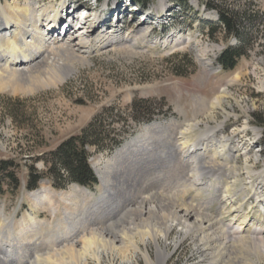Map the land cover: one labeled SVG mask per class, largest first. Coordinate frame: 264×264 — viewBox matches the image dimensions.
Instances as JSON below:
<instances>
[{"label":"rangeland","instance_id":"rangeland-1","mask_svg":"<svg viewBox=\"0 0 264 264\" xmlns=\"http://www.w3.org/2000/svg\"><path fill=\"white\" fill-rule=\"evenodd\" d=\"M15 1L23 6L27 1H34L35 7H41L40 10L49 6L57 8L61 4H65L64 8L87 4L86 10H74L78 11L75 23L79 21V15L86 13L80 19L81 24L86 23V27H90L92 23L100 21L96 25L97 30L102 28L116 35L118 28L120 34L130 37V41L116 42L106 49H94L87 54L82 52L86 50L83 45L84 49L78 53L80 60L73 61L76 71L66 80H57L53 76L55 69L51 66L53 68L49 75L42 76V81L30 84L26 91L17 93L15 88L0 91V160L12 159L19 164L17 175L21 183L18 190H7L0 197V216L3 214L18 221L25 213L32 216V212L36 211L38 221L44 224L41 231L46 241L50 242L63 234L65 226L60 223L61 215L58 211L55 214L52 212L60 208L61 202L49 194L38 209H33L28 195L42 188L64 193L76 186L71 184L56 189L45 180L36 191L30 192L26 187L30 167L44 172V163L39 160L43 154L78 135L103 110L112 108L114 115L109 116V124L116 137L123 136L121 144L100 153L91 149L92 167L97 160L105 163L113 158L115 152L145 134L146 128L152 124H163L165 133L176 141L179 133H184L191 144L199 141L206 130L214 129L217 140L228 141L225 149L234 151V159L223 160L229 178L225 185L233 190H243L247 197L243 200V196H240L234 208L244 201L245 212L251 211L252 225L264 229V212L260 209L264 205V184L259 178L264 172V0H151V9L148 10L160 13L158 22L152 15L142 13L138 7H119L117 0L99 2L98 12L93 11L92 0ZM221 9L240 14L255 13L252 14L256 16L255 22L246 31L249 38L246 47L241 46L238 38L227 37L219 30L218 13ZM61 10L66 9L61 7ZM49 13L51 15L53 12ZM118 13L122 18L119 24ZM95 14H98L97 17ZM205 16L210 22L203 23ZM208 25L214 27L210 32ZM70 27L64 35L77 28L75 24ZM178 39L184 41L180 46L174 45ZM239 47L244 48L245 54L237 67L228 72L222 70L218 63L219 56L227 48ZM176 70H181L178 74L183 75H177ZM223 92L226 93L223 105H213ZM141 101L149 102L148 108L154 114L148 123H136L128 110L133 102ZM206 162L212 163V159L208 157ZM187 179L189 182L186 183L175 180L168 182L162 188L165 180L144 177L138 182V192L133 194L135 201L123 207L121 212L99 219L93 231L96 229L95 233L100 235L101 229L116 227L120 219H125L132 209L142 205L148 197L146 188H140L143 183H159L163 191L176 195L175 203L200 208L204 216L224 220L233 217L228 218L223 214L220 202L212 201V195L199 190L205 187L195 186L198 180L195 174L188 172ZM101 185L99 182L94 189H87L91 194L84 196L83 200L88 208H93L102 196ZM195 187L196 191L193 189ZM233 190H230L229 196L233 195ZM97 228L100 230L97 231ZM198 240V237L190 236L181 241L179 233L172 232L167 243L161 241L171 255L167 264H264V250L255 251L256 248L251 246H237L236 249L224 251L214 262L211 257L215 252L211 251L210 256L199 253L196 246ZM140 249L155 257L153 243L140 244ZM127 252L126 258L104 254L100 264H125L128 261H131L130 264H145L140 253L133 254L131 247ZM58 259L43 264H64ZM69 261L67 264H75ZM87 264L99 263L88 260Z\"/></svg>","mask_w":264,"mask_h":264},{"label":"bare ground","instance_id":"bare-ground-1","mask_svg":"<svg viewBox=\"0 0 264 264\" xmlns=\"http://www.w3.org/2000/svg\"><path fill=\"white\" fill-rule=\"evenodd\" d=\"M64 5L39 10L34 1H27L24 6L18 1L0 4V35L4 31V36H0V91L11 88H15L17 93L26 91L30 84L42 81V76H48L53 67V76L59 81L66 80L76 71L73 61L80 60L78 53L82 49L86 48L82 52L87 54L94 49H106L116 42L130 41V37L120 34L118 28L116 35L102 28L97 30L96 25L100 21L92 23V26L88 24L90 27H86V23L80 24L81 27L74 33L67 31L65 35L46 38L41 27L49 21L47 26L54 30L59 25V16L62 17L64 12L61 7L66 9ZM49 12H53V16ZM76 15L77 10L67 13L71 27L76 21ZM95 15L97 17L98 14ZM117 19L119 24L122 20L120 13ZM183 42L178 39L174 45L180 46ZM225 95V92L220 94L213 105L222 106ZM165 132L163 124H152L146 128L145 134L127 143L110 160L105 163L99 160L94 162L93 167L102 184L103 193L93 208L85 205L83 197L91 193L84 188L75 187L64 193L42 188L30 193L28 196L33 209H38L49 194L61 202L60 208L52 212L55 214L58 211L61 215L60 223L65 226V232L56 239L48 242L43 238L41 228L44 224L38 221L36 211L32 212V216L25 213L18 221L1 214L0 264H43L47 261L52 263L57 258L61 259L58 262L64 264L68 263L67 260L75 264H87L88 260H94L100 264L104 254L108 253L126 258L128 247L133 249V254L140 253L145 264H167L171 255L167 253L166 245H161V241L167 243L174 231L179 233L181 241L190 236L198 237L196 246L199 253L204 252L210 256L211 251L215 252L211 257L214 262L219 260L224 251L236 249L237 246H251L259 252L264 250V229L252 225L251 211L245 212L244 201L234 208L240 196H243V200L247 199L243 190H233L225 185L229 178L223 160L235 158L233 150L225 149L228 141L217 140L214 129L206 130L194 144L184 133H179L176 141ZM208 157L212 163L206 162ZM190 171L197 176L195 186L205 187L199 190L212 195V201L220 202L223 214L228 218L233 215L232 218L224 220L204 216L200 208L179 205L175 203L176 195L162 190L168 182L174 180L177 183L189 182L187 174ZM147 176L159 181L163 179L165 185L160 188L157 182L149 185L143 183L140 188H146L148 197L142 205L132 209L125 219H120L116 227L97 228L101 234L95 233L93 227L99 219L115 212L117 214L135 201L133 194L138 192V182ZM259 178L264 184V172ZM193 189L196 191V187ZM230 190H233L232 196L228 195ZM260 209L264 212V205ZM150 242L155 245L154 258L140 249V244ZM130 263L128 261L125 264Z\"/></svg>","mask_w":264,"mask_h":264},{"label":"trees","instance_id":"trees-1","mask_svg":"<svg viewBox=\"0 0 264 264\" xmlns=\"http://www.w3.org/2000/svg\"><path fill=\"white\" fill-rule=\"evenodd\" d=\"M133 4L146 7L151 0H130ZM186 2V0H182ZM254 12L240 14L230 10H219L220 28L227 37H236L240 40L241 46L246 47L249 38L247 29L255 22ZM214 29L208 25L210 32ZM244 48H227L218 58V63L224 71H232L238 61L244 56ZM181 70H176L178 74ZM149 103V102H148ZM145 101L133 102L129 107L131 118L136 123H148L154 118L153 112L148 108ZM112 108L105 109L78 135L64 140L55 150L43 154L39 160L44 163L45 171L39 172L30 167L27 181V190L34 191L39 183L46 179L56 189L66 188L68 185L76 184L81 187L93 188L98 180L89 163L91 149L97 153L113 149L120 145L123 136L116 137L115 131L111 129L110 117L114 115ZM262 145L264 147V135ZM108 151V150H107ZM19 164L15 160H0V197L4 196L7 190H18L21 183L18 178Z\"/></svg>","mask_w":264,"mask_h":264},{"label":"built area","instance_id":"built-area-1","mask_svg":"<svg viewBox=\"0 0 264 264\" xmlns=\"http://www.w3.org/2000/svg\"><path fill=\"white\" fill-rule=\"evenodd\" d=\"M49 28H50V27H48L47 25L44 26V29H45L44 31H45V33L48 34Z\"/></svg>","mask_w":264,"mask_h":264}]
</instances>
